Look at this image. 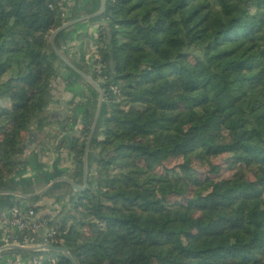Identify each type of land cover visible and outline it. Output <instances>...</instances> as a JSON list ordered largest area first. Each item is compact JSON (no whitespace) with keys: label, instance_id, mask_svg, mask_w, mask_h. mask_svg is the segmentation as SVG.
I'll use <instances>...</instances> for the list:
<instances>
[{"label":"trees","instance_id":"16d2710c","mask_svg":"<svg viewBox=\"0 0 264 264\" xmlns=\"http://www.w3.org/2000/svg\"><path fill=\"white\" fill-rule=\"evenodd\" d=\"M102 20L88 189L42 216L51 245L76 264H264V0H107ZM62 24L57 0H0V183L32 128L51 126L48 40ZM90 124L67 139L78 163ZM224 154L254 181L197 178L195 161Z\"/></svg>","mask_w":264,"mask_h":264},{"label":"crops","instance_id":"0c3cea01","mask_svg":"<svg viewBox=\"0 0 264 264\" xmlns=\"http://www.w3.org/2000/svg\"><path fill=\"white\" fill-rule=\"evenodd\" d=\"M59 1L66 11L67 19L63 21V24L97 13L101 3V0ZM100 17L74 24L61 32L54 40L58 53L87 75L90 74L87 72L88 61L92 55L94 56L96 48L97 30L102 21ZM52 60L57 77L52 86L51 103L45 111L51 124L50 129L43 131L46 136H40L36 129L32 128L26 138L28 148L23 153L24 164L0 183V248L6 247L2 241L1 220L8 214L11 207L19 205L36 208L39 216H49L52 219L78 197V193L66 180L57 181L48 192L36 200H26L19 194L34 195L60 178L68 179L78 186L83 185L82 172L78 169L76 156L67 145V139L78 136L79 130L89 121L96 92L89 89L86 82L54 55ZM100 128L99 132L102 130L101 125ZM97 138L101 139V137ZM91 148L93 151L95 145L93 144ZM36 240L39 244L40 239ZM8 246L21 247L17 243ZM25 248L26 250H3L0 264H6L7 258L28 259L41 253L31 250L33 247Z\"/></svg>","mask_w":264,"mask_h":264},{"label":"rangeland","instance_id":"374dc122","mask_svg":"<svg viewBox=\"0 0 264 264\" xmlns=\"http://www.w3.org/2000/svg\"><path fill=\"white\" fill-rule=\"evenodd\" d=\"M58 3H60L59 0H57V4ZM101 18L102 17H100V19ZM65 19H67V18H65ZM63 21H65V20H63ZM105 25H106L105 22L102 20L101 21V25L99 26V28L97 30L98 33H97L96 39H98V35L100 34V32H102L101 29ZM50 36H49V38H50ZM92 57H90V59L88 61V64H87V67H88V71L87 72L90 73V74H88V76H90V77H92L96 73L97 74L99 73V71H98L99 68L95 67L93 65L94 60L96 59V52L95 51H94V56L92 55ZM53 83H54V81H52V85H53ZM85 84L87 85V87L89 89L94 90V88L91 85H89L87 83H85ZM51 94H52V91H51ZM97 98H98V95H97V92H96L95 95H94V100L97 99ZM1 105L4 106L3 103H1ZM102 107H103V105H102ZM101 110H102V108H101ZM100 114H101V112H100ZM90 121H91V124H92L93 118L91 120V117H90L88 122H90ZM91 124H90V128H91ZM99 128H100V126L98 127V130L96 132V136L97 137L101 136L100 134H101L102 130L99 132ZM47 129H50V127L49 126L45 127L43 129V131L46 132ZM45 132H43L44 136H46ZM43 135L41 134V136H43ZM89 153L90 152H88V154ZM233 157H234V154H224V155H219V156H209L207 159L201 160V162H196L195 161L193 163V167L196 170L197 178L199 180H204L205 178H209V179H211V180H213L215 182H221L223 184H225V183H231V184L236 183L238 185H240V184L241 185H247V184L252 183L254 181V177H253L252 171L248 167H245V166H243L241 164L236 163L233 160ZM82 158H83V156H82ZM182 161L183 160L181 158L171 159L165 164V167L172 168V167L178 166L179 164L182 163ZM77 162H78V160H77ZM77 166H78V169L81 172L82 171V162L78 163ZM87 168H88V159H87ZM261 191L259 190V192H261ZM170 200H171V202H183L179 198H171ZM70 207H71V205H69L63 211H67V209H70ZM56 217H57V215L52 217V219L49 218V220L50 221L54 220ZM40 255L43 256L44 260H46L47 258L56 257L59 254L58 253H54V252H48V253H46V252L43 253L42 252V253H40Z\"/></svg>","mask_w":264,"mask_h":264},{"label":"built area","instance_id":"2783aa9c","mask_svg":"<svg viewBox=\"0 0 264 264\" xmlns=\"http://www.w3.org/2000/svg\"><path fill=\"white\" fill-rule=\"evenodd\" d=\"M62 20L66 18V11L58 3ZM113 93L115 89L112 88ZM3 245L8 246L18 244L21 247H39L51 245L56 235V229L48 227L47 222L41 216L36 214L33 208L13 206L2 220ZM36 239H40L39 244ZM36 244V245H35ZM42 253V252H41ZM2 255L0 253V262ZM42 255H36L28 259L20 257H11L6 259V264H41Z\"/></svg>","mask_w":264,"mask_h":264},{"label":"water","instance_id":"95a60500","mask_svg":"<svg viewBox=\"0 0 264 264\" xmlns=\"http://www.w3.org/2000/svg\"><path fill=\"white\" fill-rule=\"evenodd\" d=\"M106 3L107 0H101L100 3V9L97 13L90 15L88 17L82 18V19H78V20H74V21H70L67 22L65 24H62V26H60L59 28H57L56 30H54L51 33V36L48 40V43L51 47V49L53 50V52L55 53V55L72 71L74 72L80 79H82L84 82H86L87 84L91 85L94 90L97 92L98 94V99H97V106H96V110H95V114H94V118L91 124V128L88 134V137L86 139V143H85V149H84V155L82 158V175H83V185L82 186H78L76 184H74L73 182H71L68 179H57L55 181H53L51 184H49L46 188H44L42 191L31 195V196H26V195H21L19 194L22 198L26 199V200H34L37 199L41 196H43L46 192L49 191V189L57 182L60 180H66L68 181L73 189L77 192V193H83L85 190L88 189V168H87V159H88V152L90 150V145L94 136V132L95 129L97 127V123L100 117V112H101V108L103 105V99H104V93L103 90L101 89L99 83L95 80L92 79V77L88 76L87 74L83 73L82 71L78 70L74 65H72L70 62H68L60 53H58V51L55 49L54 46V40L55 38L64 30H66L68 27L77 24L79 22H83L85 20H90L96 17H100L102 15L105 14L106 12ZM7 249H13V250H26L25 247H18V246H6V247H2L0 248V253L3 250H7ZM31 250L33 251H37V252H54V253H58L61 254L63 257H65L70 264H76V262L74 261L72 255L70 254V252L68 251V249L66 248H59V247H53L50 245H43V246H39V247H33Z\"/></svg>","mask_w":264,"mask_h":264}]
</instances>
